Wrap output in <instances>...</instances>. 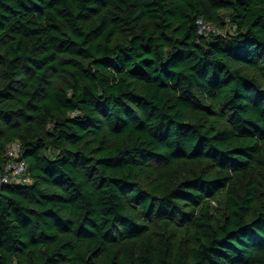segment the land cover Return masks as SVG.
Segmentation results:
<instances>
[{
	"label": "trees",
	"instance_id": "1",
	"mask_svg": "<svg viewBox=\"0 0 264 264\" xmlns=\"http://www.w3.org/2000/svg\"><path fill=\"white\" fill-rule=\"evenodd\" d=\"M15 141L0 264H264V0H0Z\"/></svg>",
	"mask_w": 264,
	"mask_h": 264
},
{
	"label": "built area",
	"instance_id": "2",
	"mask_svg": "<svg viewBox=\"0 0 264 264\" xmlns=\"http://www.w3.org/2000/svg\"><path fill=\"white\" fill-rule=\"evenodd\" d=\"M200 33H222L215 25L198 20ZM22 145L18 141L7 147L8 161L0 165V193L5 185L27 184L31 181L28 172V163L21 157Z\"/></svg>",
	"mask_w": 264,
	"mask_h": 264
}]
</instances>
